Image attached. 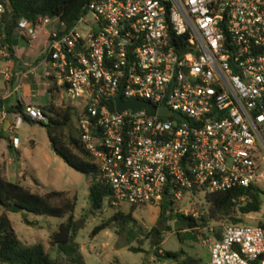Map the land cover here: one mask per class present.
<instances>
[{
    "label": "built area",
    "instance_id": "built-area-1",
    "mask_svg": "<svg viewBox=\"0 0 264 264\" xmlns=\"http://www.w3.org/2000/svg\"><path fill=\"white\" fill-rule=\"evenodd\" d=\"M50 23L42 61L79 108V138L110 185V206L254 182L264 154V0H90L67 30L43 16L15 31L32 41ZM10 54L0 33V57ZM1 72L9 79L7 64ZM118 94L153 108L118 110ZM22 111L45 119L39 106ZM203 229V264H264V224Z\"/></svg>",
    "mask_w": 264,
    "mask_h": 264
},
{
    "label": "trees",
    "instance_id": "trees-1",
    "mask_svg": "<svg viewBox=\"0 0 264 264\" xmlns=\"http://www.w3.org/2000/svg\"><path fill=\"white\" fill-rule=\"evenodd\" d=\"M90 0H0L4 10L0 14V33L3 42L12 51L13 37L20 19L35 22L38 17H57L62 22L63 30L69 29L83 13L84 6ZM51 78V76H49ZM54 87V85L52 86ZM52 88L48 87L51 92ZM4 100L0 98V110ZM45 117L44 120L28 118L22 111V104L18 103L16 112L22 119L30 123H39L45 128L52 151L72 169L86 175L88 180L87 207L84 213L75 218L73 210L76 204V195L68 190L48 189L43 193L30 190L28 187L0 176V205L4 211L0 214V264H84L75 240L77 231L85 224L89 215L101 212L104 204H108L111 196L110 185L99 176L98 164L94 156L83 146L79 138L78 125L74 131H64L69 125L72 114L78 116L80 111L69 102L56 103L50 101L39 106ZM260 188L251 183L244 187H233L217 190L210 193H192L189 205L184 206L182 199L163 197L156 224L148 231H144L132 210L128 212L113 211L108 217L96 224L91 234L101 229L115 228L117 233L126 231L130 236L138 237V245H129L132 251H143L142 243L150 238L152 241L147 253H153L162 258H171L177 264H203L197 256L183 255L182 250H160L161 232L170 230L167 221H173L174 230L178 237L197 239V234L209 224L241 223L242 216L260 209L262 201L259 196ZM184 198V197H183ZM15 204L24 211L37 215L61 217L54 228L50 229L48 243L58 247L60 256L53 257L50 251L41 243L23 244L16 236L10 220L6 214ZM109 205V204H108ZM145 207V206H140ZM184 210H186L184 212ZM27 224L43 227V220H29L23 216ZM257 224H264L258 221ZM50 227V224H48ZM183 231V232H181ZM142 235V237H140ZM140 237V238H139ZM154 247L156 249H154ZM110 264H124L113 260ZM142 264H147L142 262Z\"/></svg>",
    "mask_w": 264,
    "mask_h": 264
},
{
    "label": "rangeland",
    "instance_id": "rangeland-1",
    "mask_svg": "<svg viewBox=\"0 0 264 264\" xmlns=\"http://www.w3.org/2000/svg\"><path fill=\"white\" fill-rule=\"evenodd\" d=\"M87 19L90 20V16L87 15ZM53 23H50L47 26H51ZM16 42L21 44L18 38L14 40V44H16ZM2 77L3 75L0 64V79H2ZM58 89L59 91L54 94V101L56 103L69 102L65 90L62 88ZM35 100H39L41 103H48L50 101V93L45 92L42 95H37L35 96ZM73 101L76 102L75 99ZM74 107L77 111L79 110L78 107ZM16 125L14 136L18 137L21 146L20 148L24 151L26 149H30L31 147L30 141L27 140L28 138H32L37 142H40L47 137L45 128L39 123H30L21 119ZM76 126L77 115L72 114L69 125L64 128V131L66 133L68 131H74ZM11 153L15 156L17 155L16 151H11ZM72 171H74L78 177L74 181V190L71 191V193L76 195V204L73 210V216L77 218L84 213L88 205L87 186L89 178L74 169H72ZM253 184L258 186L260 190L264 191V154L262 160L258 163ZM188 199L189 197L182 198V202L185 207L189 205ZM130 207L131 205L127 202H121L118 206H110L105 203L101 212H97L86 217L84 226L77 231L75 237V240L79 244L84 264H110L115 259L124 264H142V262H146L147 264H177V262L171 258H162L154 255L153 253H147L145 250H149L152 244L150 238L143 241L141 245L144 249L143 251H132L128 249V246L138 245V237L130 236L126 231L117 233L114 227H110L101 229L95 234H91L93 227L102 219L108 217L113 211L119 209L126 213L129 211ZM159 210L160 205L148 204L145 207H134L131 213L136 218L137 223L143 227L144 231H148L156 224ZM3 211L4 209L0 205V214ZM185 211L186 210H184V212ZM6 214L16 236L23 244L41 242L50 251L51 256H60L58 247L56 245L51 246L48 243V235L50 229L54 228L55 224L63 218L37 215L24 210H8ZM23 216L29 220L45 219L46 223L43 227L27 224L23 220ZM242 220L243 221L241 223L247 225H256L258 221L264 222V200L257 212H251L243 215ZM166 223L169 224L171 228L170 230H163L161 232V241L158 243L160 250H182L183 255L200 257L202 259V263L208 259L207 245L202 244L199 238V233L197 234L196 240L190 238H184L181 240L174 230L173 221H167ZM48 224H50V227H48ZM203 233L204 229H202L200 234ZM140 237H142V235H140ZM156 248L154 247V249Z\"/></svg>",
    "mask_w": 264,
    "mask_h": 264
},
{
    "label": "crops",
    "instance_id": "crops-1",
    "mask_svg": "<svg viewBox=\"0 0 264 264\" xmlns=\"http://www.w3.org/2000/svg\"><path fill=\"white\" fill-rule=\"evenodd\" d=\"M48 28L50 26L39 29L37 37L32 41L15 31L10 60L6 62L0 57L1 68L7 64L10 73L9 79H0V98L4 100L1 110L5 112L0 120V176L38 193L48 189L71 192L78 177L52 151L48 137L40 142L28 138L31 147L24 151L20 148L18 137L13 142L15 130L11 131L10 128L17 119L18 123L22 119L19 112L14 110L18 103L22 106L44 105L47 103L35 100V96L47 92L50 93V101H54V94L59 91V87L47 75L48 67L42 61L46 37L44 29ZM16 38L21 44H14ZM49 86L52 88L51 92L48 91ZM11 151H16L17 155H13Z\"/></svg>",
    "mask_w": 264,
    "mask_h": 264
},
{
    "label": "water",
    "instance_id": "water-1",
    "mask_svg": "<svg viewBox=\"0 0 264 264\" xmlns=\"http://www.w3.org/2000/svg\"><path fill=\"white\" fill-rule=\"evenodd\" d=\"M139 106H145L149 109L153 108V105L151 103H149L148 101H142L139 99H130V100H122L120 94H118L115 98V107L118 110H123L126 108H131L134 109L135 107H139ZM169 111V109H165V108H160L159 112L160 113H165ZM259 196H260V200L263 201L264 200V191L260 190L259 191ZM11 211H22V208L13 204L10 208Z\"/></svg>",
    "mask_w": 264,
    "mask_h": 264
}]
</instances>
